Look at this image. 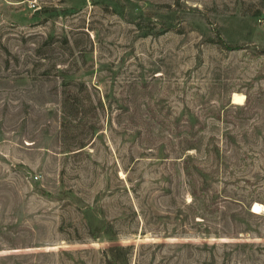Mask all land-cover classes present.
I'll list each match as a JSON object with an SVG mask.
<instances>
[{
  "label": "rangeland",
  "instance_id": "obj_1",
  "mask_svg": "<svg viewBox=\"0 0 264 264\" xmlns=\"http://www.w3.org/2000/svg\"><path fill=\"white\" fill-rule=\"evenodd\" d=\"M0 264H264V0H0Z\"/></svg>",
  "mask_w": 264,
  "mask_h": 264
},
{
  "label": "bare ground",
  "instance_id": "obj_2",
  "mask_svg": "<svg viewBox=\"0 0 264 264\" xmlns=\"http://www.w3.org/2000/svg\"><path fill=\"white\" fill-rule=\"evenodd\" d=\"M232 98H233V102L237 104H243L245 101L244 94L238 92L233 93ZM252 210L254 213H258L260 211L262 212L260 203L255 202Z\"/></svg>",
  "mask_w": 264,
  "mask_h": 264
},
{
  "label": "trees",
  "instance_id": "obj_3",
  "mask_svg": "<svg viewBox=\"0 0 264 264\" xmlns=\"http://www.w3.org/2000/svg\"><path fill=\"white\" fill-rule=\"evenodd\" d=\"M188 169H189V165H187V172H188L187 175H189V174L192 175L191 172H190V170H188ZM193 181H194V180H191V182H193ZM202 181H204V180H202ZM191 182H190V183H191ZM193 193H194V195H196V186H193V192H192V194H193ZM115 249H117V248H115V247L111 248V250H115ZM111 257H112L114 260H119V259H118V256H114V255H112ZM120 259H121V258H120ZM121 261L123 262V261H124V258L121 259Z\"/></svg>",
  "mask_w": 264,
  "mask_h": 264
}]
</instances>
